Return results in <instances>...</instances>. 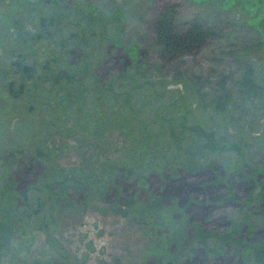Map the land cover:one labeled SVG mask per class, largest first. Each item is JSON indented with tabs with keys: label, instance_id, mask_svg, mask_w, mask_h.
<instances>
[{
	"label": "rangeland",
	"instance_id": "374dc122",
	"mask_svg": "<svg viewBox=\"0 0 264 264\" xmlns=\"http://www.w3.org/2000/svg\"><path fill=\"white\" fill-rule=\"evenodd\" d=\"M161 1L73 0L70 12H79L66 23L94 20L98 28L89 33L97 36L89 39L88 59L71 68L57 54L58 65L79 77L87 62H102L90 76L92 85L61 89L67 99L58 116L28 113L0 87V154L16 144L26 154L39 149L48 169L38 180L45 218L30 225L17 218L22 208L5 174L17 159L0 161V264H264V0H176L181 19L199 16L217 38L198 59L188 56L165 69L154 57L145 61L137 54L141 29L148 30L145 21ZM36 5L37 0H0V36L7 29L17 37L7 16L21 19ZM109 21L119 25L105 28ZM108 37L113 46L106 48ZM247 65L253 66L251 92L241 83ZM136 71L150 81L137 95L132 84L144 79ZM43 88L50 95L48 85ZM126 91L131 109L114 115L109 108L125 111L116 96ZM222 94L228 100L220 111L212 104ZM184 109L193 115L185 121L188 129H175L171 139L163 133L155 143L156 124L148 122L155 115L177 122ZM204 146L221 149L208 153ZM132 165L142 168L137 185L141 199L154 203L151 209L137 203L116 213L115 190L84 203L69 196L81 185L102 194L118 167ZM30 179L18 180L17 189ZM51 182L55 188L48 187ZM119 186L127 196L134 190L131 183Z\"/></svg>",
	"mask_w": 264,
	"mask_h": 264
},
{
	"label": "trees",
	"instance_id": "16d2710c",
	"mask_svg": "<svg viewBox=\"0 0 264 264\" xmlns=\"http://www.w3.org/2000/svg\"><path fill=\"white\" fill-rule=\"evenodd\" d=\"M72 4L73 0H37V5L31 11H28L31 14L26 15V17H21L20 19V15L7 16L11 19L12 26L17 31V37L12 39L7 29H5L3 36H0V47L6 48L4 55L0 57V87L4 90L8 98L17 101V105L26 107L28 113L36 111L34 112L36 116L42 115L45 118L48 115L58 116L60 114L61 103L67 99L66 95H64L65 92L61 89H68L67 86L76 85V83L78 84L80 82L88 83L91 80L90 76H92L95 70L94 68L102 62L97 57L87 62L85 67H88L91 71L85 68L88 71H84L79 77L75 73L68 74L67 70L58 65L60 60L57 54H61L66 59V64L70 65L71 68L80 63L81 60L88 59L86 52L91 49L90 45L92 43L89 39H95L97 36L95 31L89 33L90 27L98 28L94 20L86 23L78 19L77 24L71 21L66 23L67 19L70 17L74 19L73 15L79 12V10L73 14L70 12V7L72 8L70 5ZM177 8L178 2L176 0L161 1L153 16L145 21L148 30L144 32L141 29V33L143 34L140 39L143 44L137 53L138 56L145 61L154 57L155 60L152 61H155L157 64L159 63L162 69L171 67L176 62L188 56L192 60L198 59L200 50L207 46L210 41L217 38V32L205 20H202L197 15L193 18L183 20L180 18ZM2 19L3 17L0 16V23H3ZM27 19L30 22V26L28 27L25 25ZM108 23L110 21L106 23L105 28L113 29L119 25V23L111 22V25L108 26ZM78 25H83V28L77 31V33H80V36L77 40H70L76 37L77 33L75 30ZM67 28L72 30L67 31ZM106 39L108 44H105L104 47L113 46L111 45L113 41L109 37ZM93 43L96 45L99 44H97L96 40ZM83 53L85 55H82ZM238 54L239 52L235 51L234 55L237 56ZM72 56L74 57L72 58ZM75 57H78V60ZM136 73L141 78L144 77L138 71ZM252 73L253 66L249 67L247 65L241 79L242 85H246L247 91L250 92L255 89V84L252 81ZM143 79L141 83L132 84L131 90H138L136 95L138 93L140 94V88L142 86H150L149 79ZM92 81L89 82L91 85L94 82ZM44 85H48L50 95L43 88ZM129 92L126 91L121 95L118 94L116 98L121 97L123 104L117 101L120 106L119 104L114 105V107L119 106V108L122 106L125 111H111L109 108L110 112L114 115L120 113L126 114V108L131 109L130 104L127 102V100L131 99V93ZM31 94L34 96L32 101L29 99ZM133 95L135 94L133 93ZM92 98L93 95L89 100L93 102ZM227 100L228 98L222 94L221 96L215 97L212 105L215 109L223 111ZM70 104H73V102ZM43 108L45 109L43 110L44 112L42 111ZM138 112H141V110ZM191 114L192 112L190 110H182L178 115L177 122L172 120L171 115L167 117L155 115L153 120L148 122L151 125L156 124V127L151 128V134L159 137H154V142H161L163 133L165 134V139H171L173 134H175V129H178V131L188 129L187 122L185 121H187L189 115L193 116ZM220 149L221 146H214L213 148L204 146L201 150L214 153L220 151ZM34 150L36 155L26 154V149L24 147L21 148L20 144H16L14 148L9 147L6 150L7 154H0V161L5 160L7 157L17 159L18 164L15 169L6 167L5 174L8 184L14 188L18 196L16 198L17 206L22 208L17 218L18 220L24 219L26 224L30 223V225L32 223L30 220L33 223H37L39 220L45 218L43 205H45L46 198L40 192L42 190L39 187L38 180L43 170L44 172L48 171L39 159L42 155L41 151L39 149ZM237 152L239 153L240 151ZM138 169L135 165L118 167L116 175L112 178L113 184L107 185L106 188L104 187L105 190L102 194L100 192H94L91 187L81 185L72 187L73 194H69V196H77L84 203L90 199L98 198L100 200L106 191L115 190L114 192L117 195L115 199L117 209L114 211L116 213L124 214L125 208H129L137 203H143L147 208L151 209L154 203L145 200V198L141 199L140 197L141 187L137 185V181L141 179L143 174L142 168ZM29 177L31 179L27 185L21 189H17L18 180L28 179ZM3 179V172L0 171V180L2 181ZM121 183L133 184L134 190L128 196L126 194L125 196L119 190ZM52 185L53 183L51 182L48 187L51 189ZM53 188H55L54 185ZM37 192L40 193V196L36 194ZM44 226L38 229H45Z\"/></svg>",
	"mask_w": 264,
	"mask_h": 264
},
{
	"label": "water",
	"instance_id": "95a60500",
	"mask_svg": "<svg viewBox=\"0 0 264 264\" xmlns=\"http://www.w3.org/2000/svg\"><path fill=\"white\" fill-rule=\"evenodd\" d=\"M63 163H64L65 165H73V164H74V161L72 162V161H69V160H67V159H63Z\"/></svg>",
	"mask_w": 264,
	"mask_h": 264
}]
</instances>
